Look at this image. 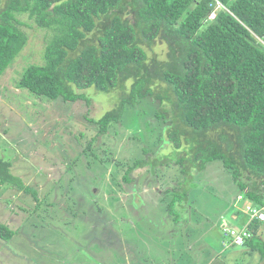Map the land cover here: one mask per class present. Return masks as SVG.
Segmentation results:
<instances>
[{
	"label": "trees",
	"instance_id": "obj_1",
	"mask_svg": "<svg viewBox=\"0 0 264 264\" xmlns=\"http://www.w3.org/2000/svg\"><path fill=\"white\" fill-rule=\"evenodd\" d=\"M123 1L6 0L1 9L0 0V79L27 46L28 37L21 28L36 27L45 33L43 64H30L21 72L16 88L22 92L23 100L34 104L40 100L42 104L59 101L60 105L84 100L89 105L90 99L83 91L94 89L110 94L120 88L121 97L111 111L97 120L86 119L97 130L87 145L91 163L85 172L100 171L98 174L103 177L111 169L110 180L119 191L122 185L117 182L118 174L122 175L123 184L129 185L133 172L145 166L152 168L149 173L157 181L170 185L156 168L159 161L162 168L176 173L172 179L176 185L159 198L161 210L153 214L155 222L147 218L143 223L135 221L140 233L125 229V238L138 248L135 256L143 264H192L194 255L188 244L192 231L201 225L206 232L212 226L210 218L221 212L225 218L234 214L239 221L249 223L246 228L252 238L241 247L258 255L264 263V241L257 235L260 222L250 220L246 214L248 207L264 210V0H132L133 24L122 17ZM216 2L223 8L215 12L213 20H208ZM24 16L30 24L21 21ZM136 28L148 47L154 41L167 46L166 59L148 58ZM95 32L100 36L94 43L83 45ZM128 81L131 82L125 93ZM142 101L159 105L154 119L163 124L168 123L167 116L173 111L183 130L172 126L157 134L154 146L164 145L169 154L161 153L166 149H159L151 155L144 145L140 157L130 162L117 160L112 167L110 155L99 154L93 144L102 137L108 139L112 129L117 133L127 108H136ZM133 139L143 144L140 139ZM217 168L231 192L223 201L212 195L214 185L200 186L196 182L200 178L211 179ZM11 169L10 161L0 159V187L21 190L38 202L37 193L14 176ZM66 169L69 171V167ZM82 176L86 183L79 197L89 203L90 209L82 208V202L72 198L70 201L77 209L73 216L102 218L108 212L98 201H92L96 196L89 191L90 182L95 179ZM58 179L54 183L63 186V177ZM200 196H204L203 200L197 199ZM212 200L220 205L210 207ZM44 202L36 209L48 211L47 208L55 207L54 203ZM163 219L170 221L174 229H170L167 240H182L180 250L169 248L173 263L162 262L155 249H142L138 240L143 237L149 243L144 234L151 232L154 242L167 241L159 235L164 226L152 228L157 221L163 225ZM223 230L220 233L224 239ZM113 231L119 239L121 236ZM14 236L12 230L0 224L2 242L8 243ZM113 242L115 247L116 240ZM114 249L109 247L108 252L117 256Z\"/></svg>",
	"mask_w": 264,
	"mask_h": 264
},
{
	"label": "rangeland",
	"instance_id": "obj_2",
	"mask_svg": "<svg viewBox=\"0 0 264 264\" xmlns=\"http://www.w3.org/2000/svg\"><path fill=\"white\" fill-rule=\"evenodd\" d=\"M5 3L6 0H2L1 9ZM123 3H125L122 11L124 16L119 12L118 14L133 24L135 13L131 5L132 0H124ZM21 21L30 24L25 16L21 17ZM21 29L27 34V46L0 79V159L10 161L12 174L37 193L38 202L32 195L25 194L21 190L0 187V224L7 226L15 233L8 243L0 240V264H143L136 258L137 255L135 256L138 248L125 238V229L133 228L140 233L134 224L135 221L143 223L142 220L145 218L154 221L156 216L153 214L160 213L161 210L159 198L170 186L176 185L172 180L176 173L171 169L162 168L159 161L156 168L163 172L160 175H164L165 182L169 181L170 185L160 180L157 181L158 179L149 173L152 168L145 166L133 172L132 182L129 185H124L122 175L118 174L117 182L122 185L119 191V188L110 180L111 169L103 177L98 174L100 171L97 174L85 172L91 163L87 145L95 138L97 130L89 125L86 119L97 120L103 117L113 109L122 92L120 88L110 94L98 93L94 89L83 91L82 93L90 99L89 105L84 100L66 103V105H60L59 101L42 104L40 100L34 104L27 99L23 100L22 92L16 88V83L21 72L28 65L43 64L45 33L36 27L32 29L22 27ZM136 33L148 58L166 59V45L154 41L148 47L144 44V38L138 28H136ZM97 36H100V33L99 35L98 32L93 33L83 45L94 43ZM77 53L78 51L70 54V57H74ZM130 82L124 85L125 93ZM164 108L169 109V107ZM158 110H160L159 105L150 101H142L136 108L128 107L117 133L115 129H112L108 139L105 137L99 140L94 139L97 140L93 144L94 150L102 155L109 154L112 167L117 160L130 162L140 157L142 155L141 146L144 145L149 148L151 155L159 149H166L167 151L162 150L161 153L169 154L170 150L164 145L154 146L156 136L164 128L174 126L183 130V126L175 120L173 111L171 116H167V124L155 120L154 114ZM134 137L140 139L143 144L134 141ZM96 146H101V149H96ZM146 159L148 160V157ZM213 172L211 179L200 178L196 179V182L200 186L214 185L212 195L223 201L231 192L227 190L225 177L220 169L217 168ZM85 174L92 180L95 179L94 182H90L89 187V191L96 196L92 198V201H98V204L108 212L106 215L102 214V218H92L87 215L73 216L74 213L77 215V209L70 201L72 198L76 201L80 200L82 208L90 209L89 203L80 199L84 189L83 185L85 186L86 183V177L82 176ZM60 176L64 179L63 186L54 183L59 180ZM70 182L73 184L70 185ZM93 183L96 185H92ZM110 195L114 198L113 201H110ZM203 198L204 196L197 197L198 200H203ZM212 201L210 207L220 205ZM43 202L54 203L55 207L47 208L48 211L46 209L37 210V205ZM112 204L116 207H112ZM236 207L239 208V204ZM205 208L208 209V205ZM209 209L208 211H211V208ZM218 216L210 218L212 226L207 228L206 232L201 225L192 231L188 243L189 250L194 255L192 264H210V261L217 258L219 261L211 263L249 264L247 256L242 255L244 252L242 247L223 249L220 245L221 242H225L222 234L219 240L217 237L214 240V235L210 234L211 229L217 231L218 221L225 214L221 212ZM165 219H163L165 225L157 221L156 226L153 225L152 228L157 230L164 226L165 229L160 228L159 235L167 240L170 236V229L173 230L172 232L174 229L171 228L170 221H166L169 219ZM191 225L194 227L193 223ZM182 229L180 227L179 230ZM111 230L112 232L116 230L121 237L116 239ZM141 230L145 232L142 227ZM259 232V237L264 241V222ZM150 233L144 234L150 241L149 243L147 240L145 242L143 237H139L142 249L149 252L155 249L154 251L160 256L162 262L173 263V253L169 248H174V251L176 247L182 248V240L178 239L177 242L167 240L159 244L154 242L153 235ZM180 233L179 231L178 234ZM183 234H185L184 229ZM206 239L210 244L206 243ZM115 240L114 247L113 241ZM93 244L97 245V249ZM184 244L188 245L186 240ZM109 247L118 251L117 256L113 255V251L108 252ZM204 247L211 253H206Z\"/></svg>",
	"mask_w": 264,
	"mask_h": 264
},
{
	"label": "built area",
	"instance_id": "obj_3",
	"mask_svg": "<svg viewBox=\"0 0 264 264\" xmlns=\"http://www.w3.org/2000/svg\"><path fill=\"white\" fill-rule=\"evenodd\" d=\"M222 8V5L216 2L213 6L214 12L209 15L208 20H213L215 18V12H217L219 9L221 10ZM246 214L249 216L250 220L255 219L260 223L264 222V210L249 208ZM223 234L225 240L224 244L226 246L241 247L247 240L252 238L251 233L246 228H228L223 230Z\"/></svg>",
	"mask_w": 264,
	"mask_h": 264
},
{
	"label": "crops",
	"instance_id": "obj_4",
	"mask_svg": "<svg viewBox=\"0 0 264 264\" xmlns=\"http://www.w3.org/2000/svg\"><path fill=\"white\" fill-rule=\"evenodd\" d=\"M239 208H240V205H239ZM241 209V208H240ZM249 209V207L246 209V210H248ZM219 223H218V225H219V228L217 229V231H215V229H211V232H210V234H213L214 235V240L216 239V237L218 238V240L219 239H221L220 238V235H221V230H222V228H224V229H228V228H232V226H235V227H237V228H246L247 226H248V222L246 221V222H244V220L243 219H241V221H239L238 220V217L236 216V215H231V217H223L221 220H219L218 221ZM221 223V224H220ZM261 224L262 223H259L258 224V231H257V235L259 236L260 235V232H259V228H260V226H261ZM217 225V226H218ZM234 227V228H235ZM233 228V229H234ZM247 229V228H246ZM206 243H208L209 241H208V239H206ZM221 247L223 248V249H227V248H231V247H229V246H226L224 243H222L221 242ZM205 247H207V245H205ZM205 247L203 248L205 251L206 250H208V249H205ZM246 250H248V249H245L244 250V252L242 253V255L243 256H247V260H248V262H249V264H264V263H261V261H260V258H259V256L258 255H256V254H253V253H247L246 252ZM221 259H222V257H221ZM218 260V258L217 259H215V260H212V261H210V264H212V263H214V262H216ZM219 261V260H218ZM212 262V263H211ZM218 263V262H217ZM207 264V263H206ZM221 264H223V263H221Z\"/></svg>",
	"mask_w": 264,
	"mask_h": 264
}]
</instances>
